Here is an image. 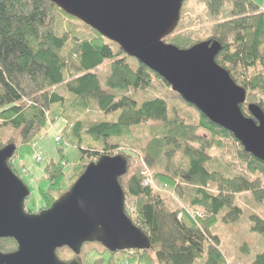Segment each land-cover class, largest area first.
Returning a JSON list of instances; mask_svg holds the SVG:
<instances>
[{"label":"trees","instance_id":"16d2710c","mask_svg":"<svg viewBox=\"0 0 264 264\" xmlns=\"http://www.w3.org/2000/svg\"><path fill=\"white\" fill-rule=\"evenodd\" d=\"M226 2L232 7L230 17L214 24L209 34V40L222 47L215 62L246 91V100L264 112V0L261 7L251 0H205L208 14L218 17ZM62 20L66 31L57 35L55 27ZM71 21L86 29V37L73 35L76 26ZM175 30L164 43L181 50L196 43L174 34ZM100 68L101 76L95 73ZM160 90L164 97L156 96ZM134 92L153 97L137 102L130 96ZM167 93L196 112L197 121L187 123L179 114L170 116ZM246 107L244 103L241 111L251 118ZM117 112L114 122L91 118ZM58 122L64 125L56 134L53 125ZM48 132L55 133L53 141L59 137L55 144L75 148L78 161L75 171L65 174L68 160L64 150L57 149L59 159L50 160L37 181L43 202L38 211L68 192L87 165L102 156L123 155L127 173L119 178V185L125 213L150 242L147 251L114 253L95 243L91 252L96 258L81 256V264H227L211 228L223 212L225 223L239 219L242 210L235 203L236 195L250 194L254 203L264 202V163L183 101L156 73L46 0H0V149L7 144L16 147L9 167L18 178L26 170L16 163L34 154ZM227 141L235 146L239 173L232 172L230 164L220 171L211 167L210 151L222 155L229 148ZM34 155L37 162L42 161L40 153ZM175 158L180 162L174 166ZM147 179L151 183L145 184ZM181 185L192 187L194 197L186 209H171L168 196H180ZM187 209L201 210V217L193 218ZM248 217L251 230L264 236V220ZM16 248L12 239L0 240L1 253ZM60 253L63 261L72 255L67 248ZM250 264H264V251Z\"/></svg>","mask_w":264,"mask_h":264},{"label":"water","instance_id":"95a60500","mask_svg":"<svg viewBox=\"0 0 264 264\" xmlns=\"http://www.w3.org/2000/svg\"><path fill=\"white\" fill-rule=\"evenodd\" d=\"M161 77L183 101L223 128L244 151L264 163V112L247 106L246 91L215 59L219 42L207 40L181 50L163 40L178 26L184 0H46ZM16 147L0 149V240L12 239L16 250L0 252V264H81L61 261L67 248L76 257L84 244L109 252L147 251V236L125 213L119 178L127 173L123 155L102 156L86 166L64 195L39 213H28L27 185L10 169Z\"/></svg>","mask_w":264,"mask_h":264},{"label":"rangeland","instance_id":"374dc122","mask_svg":"<svg viewBox=\"0 0 264 264\" xmlns=\"http://www.w3.org/2000/svg\"><path fill=\"white\" fill-rule=\"evenodd\" d=\"M251 1L259 7H261L263 4V0ZM231 9L232 7L230 3L226 2L220 12L221 14L216 18H212V16H210L206 10L205 0H184L181 8L180 20L177 26V32L174 34H181L189 38L192 42H196L195 44L205 42L210 38L209 34L211 27L218 22L227 20L230 17ZM70 23L76 26L75 32H73V35L75 37H86V29H83L82 26H80V24L76 23L75 21H71ZM58 24H56L55 32L57 35H61V32L63 30L66 31V21L62 20L59 26ZM95 73H98L99 76H101L103 74V68H100ZM231 75L233 79H236L235 74ZM165 95L166 93L161 90L156 94V96L161 97H164ZM167 95L170 98L168 108L170 116L179 114L180 117H182V119H184L187 123H195L197 121L196 112H194L191 108L183 105V103L176 99L172 94L167 93ZM130 96L137 102H142L145 99H150L153 97L152 94L142 92L130 93ZM250 104L253 103H250L248 100L245 101V106H248ZM118 114L119 112L114 114H98L95 116H91V118L97 122H114L117 119ZM63 125L64 124L62 122L54 124V132L56 134H59L60 128ZM54 132H48L36 145V152H34V154H41V162H37L35 159V155L31 154L26 155L22 163H16L18 166H23V168L26 170L25 173L22 172L21 174V180L27 185L30 190V197L26 200L25 207H32L36 212L39 210L43 203L37 193V181L43 177V169L49 163V161H56L59 159L57 149H59V147L63 149L68 160V164L64 170L65 174L70 175L73 171H75V167L77 164L76 162L78 161V152L75 148L69 147L68 145L59 146L54 143ZM199 134L207 138L209 137V135L203 131H199ZM227 143L229 144V148L226 149V151L222 155L215 150L210 151V154L214 159L211 167L220 171L228 164H230L231 171L234 173H239L241 165L237 160L235 146H233L229 141H227ZM123 148L127 147L124 146ZM124 151L129 152L126 149ZM172 162L175 166L179 164L180 160L178 158H175L174 160H172ZM181 186L182 188H184V192L181 191L180 196L177 195L176 197L173 194H170L168 196V202L171 209H186L190 204V201L194 197L193 191L191 189L192 187L184 185ZM41 187L43 188V190L47 189V185L45 183H42ZM209 190L212 191L211 189ZM235 203L242 210V214L239 219L235 222L225 223L222 220V215L225 214V212H223L218 217L217 223L211 228L210 233L218 238L219 250L225 258L227 264H250L254 261L255 257L258 254L264 251V236L251 230L252 225L249 221L248 216L255 215L264 220V202L262 204H257L254 203L250 194H240L235 196ZM127 204L128 202H126V205ZM189 211L191 210H188V212ZM199 213H202L201 210H199ZM95 246V243H89L82 246L78 258L81 260V256H85L91 260H94V258H96V253L91 251L95 248ZM71 254L73 255V257L69 254L71 258L63 259L71 261L72 259L77 258L72 252ZM103 255L108 256L106 253H103ZM57 256L60 259L61 253ZM150 258L155 262L153 254H150Z\"/></svg>","mask_w":264,"mask_h":264},{"label":"built area","instance_id":"2783aa9c","mask_svg":"<svg viewBox=\"0 0 264 264\" xmlns=\"http://www.w3.org/2000/svg\"><path fill=\"white\" fill-rule=\"evenodd\" d=\"M59 140H60L59 137H56L54 139L55 142H59ZM37 160H39V157H37ZM148 183H151V181L149 179H147V181H145V184H148ZM190 216H192L193 218H196V217L198 218V217H201V214L199 212L195 211V212H191Z\"/></svg>","mask_w":264,"mask_h":264},{"label":"flooded vegetation","instance_id":"af4514ba","mask_svg":"<svg viewBox=\"0 0 264 264\" xmlns=\"http://www.w3.org/2000/svg\"><path fill=\"white\" fill-rule=\"evenodd\" d=\"M39 212H41V211H37V212L34 211V212H32V214H33V213H39ZM28 213H30V212H28ZM56 254L58 255V250L56 251ZM61 261H63V260H61ZM63 262H69V261H68V260H64Z\"/></svg>","mask_w":264,"mask_h":264}]
</instances>
